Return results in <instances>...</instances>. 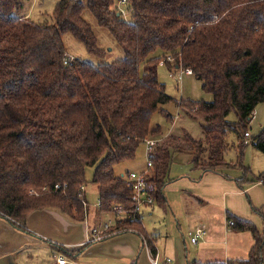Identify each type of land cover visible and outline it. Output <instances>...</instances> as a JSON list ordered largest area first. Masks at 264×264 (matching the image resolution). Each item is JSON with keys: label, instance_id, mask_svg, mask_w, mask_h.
<instances>
[{"label": "trees", "instance_id": "16d2710c", "mask_svg": "<svg viewBox=\"0 0 264 264\" xmlns=\"http://www.w3.org/2000/svg\"><path fill=\"white\" fill-rule=\"evenodd\" d=\"M125 2L129 18L115 9V0H58L50 21L36 23L25 15L26 0H0V216L30 234L28 216L44 208L84 222L85 172L92 167L96 212L125 211L109 232L135 233L154 255L132 198L129 171L115 170L136 156L147 137L155 140L152 152L146 151L151 165L145 163L137 173L151 184L146 192L153 201L141 207L166 208L164 189L179 153H190L193 170L228 177L229 169L239 167V186L264 184V171L253 174L242 163L246 123L264 103V0ZM84 11L109 32L123 57L97 64L76 57L65 62V34L100 60L107 54ZM162 58L169 74L190 69L212 99L169 95L158 79ZM171 102L201 121L200 139L162 137L159 125L151 127L155 112L174 119L163 107ZM231 112L235 121L227 119ZM229 133L237 138L234 162L225 158ZM249 143L264 154V126ZM227 219L233 231L251 233L247 258L188 264H264V231L232 214Z\"/></svg>", "mask_w": 264, "mask_h": 264}, {"label": "crops", "instance_id": "0c3cea01", "mask_svg": "<svg viewBox=\"0 0 264 264\" xmlns=\"http://www.w3.org/2000/svg\"><path fill=\"white\" fill-rule=\"evenodd\" d=\"M32 4L33 0H26L25 15L30 19ZM43 5L44 2L39 4L40 19L47 15ZM190 158L191 155L188 160ZM190 171H194L190 174L191 177L183 176L182 180H170L164 189V195L166 198L168 191H179L182 210L186 217L183 229L187 236L196 228H203L205 234L199 237L196 243H192L189 236L186 245L184 233L180 232L182 228L178 229L182 237L179 232L177 234L160 230L148 232L145 229L151 237L154 255L161 264L247 258L253 245V237L249 231L236 232L230 229L227 214L247 220L260 232L264 231V184L257 181L242 183V186H239L236 178L241 174L228 173V177H225L217 172H201L191 167ZM171 208L173 215L176 216V210ZM93 209V211L89 209L84 222L71 220L53 209L34 211L26 220V228L31 234L16 229L0 216V264L27 262L29 257L36 255L31 252L32 248L41 249L42 243H46L49 249H43L48 254L43 256L40 264H60L58 259L61 258L65 260L62 264H150L149 247L143 245L141 238L132 232L118 233L93 242L80 253L73 254L71 251L86 243L88 227L93 224L88 221L89 216L92 218V212L95 213L97 220L94 223L99 224L102 220L103 223H114L116 217L114 214L110 219H105L96 212L95 206ZM166 258L170 259L168 263L165 261Z\"/></svg>", "mask_w": 264, "mask_h": 264}, {"label": "rangeland", "instance_id": "374dc122", "mask_svg": "<svg viewBox=\"0 0 264 264\" xmlns=\"http://www.w3.org/2000/svg\"><path fill=\"white\" fill-rule=\"evenodd\" d=\"M31 1V0H29ZM58 0H33L32 4V10H31V19L36 21V23L41 22H48L50 21L49 16L52 14V11L55 7V4ZM41 2H44L43 8L47 12V15L44 17V19H40L39 14V4ZM115 6H117L115 9L122 13V15L125 18H129V8L127 3L120 2L119 0H115ZM52 16V15H51ZM84 19L89 23L91 26L98 42L99 48H102L107 51V54L105 57L100 60L96 58L93 55H90L86 52L84 46L82 43L76 41L71 35L65 34L62 36V40L64 43V46L66 48V55L65 58L67 60L72 59L73 57L80 58L83 61L91 62L93 64H97L100 61H106L111 62L115 59L123 57V50L115 43L109 32L101 27L98 26L95 18L88 12L84 11L83 13ZM40 19V20H39ZM163 58L159 61L158 66V79L165 85L166 92L171 95L175 99L179 98H190L193 100H211L212 96L211 94L205 92L201 87V81L198 80L195 76L189 74V75H181V81L176 82V80L169 75V71L167 66L165 64L161 63ZM169 61H172V58L169 56ZM171 115H173V120L168 121L166 117L160 113L155 112L151 117V127H154L156 125H159L162 130V137H167L171 135H180V137L186 136L188 139L192 138L195 140H198L202 137V130H201V121L199 119H196L192 117V114H189V112L185 113L182 109H178L174 103H169L163 106ZM227 119L229 121H235L236 120V114L234 112H231ZM247 125V131L248 135L245 136L247 139V145L245 146L243 150V157H242V163L243 165L250 168L252 173L254 174L264 171V154L256 150L250 142V136L256 135L259 130L264 126V103H260L256 106L252 118L250 121L246 123ZM244 137V136H243ZM146 140H153L152 138H146ZM144 144H141L138 149L136 156L131 160H125L121 163H118L115 166V170L117 172L122 171H140L145 168L146 163V148H145V142ZM229 142L230 149L228 150L227 154L225 155L226 160L228 161H236V150L234 146H236L237 138L233 133L228 134L227 138ZM155 141V140H154ZM234 145V146H232ZM190 154V153H188ZM187 153H179L176 154L174 157V160L171 163L170 171H169V177L171 178V181H175L177 179L182 180L181 177H191L190 171V164H189V155ZM94 168L89 167L86 169L85 176H86V184H85V197L86 202L88 206V211L91 209L94 210L93 207H96L97 204V191L96 186L91 183V178L93 175ZM228 173L231 175H238L241 174V170L239 167L232 168L228 170ZM180 197V198H179ZM166 208L163 209L157 205H154L152 207L150 206H142L140 207V213L142 216V222L144 224L145 229L148 232L156 231L159 232H167L171 234H177L179 232V228H182L180 232L182 231L184 234V239L186 245L189 242V236H187L186 232H184V226H185V220L186 217L184 216L183 210H182V203H181V195L179 191L172 190L168 191L166 195ZM173 207L176 210V216L172 213ZM119 209V208H117ZM115 213H106V214H100V217L102 218H109L113 217V214L117 218H123L124 212H118L115 210ZM91 214V213H90ZM98 215V217H99ZM92 218L89 216V223L93 225L101 226L103 221H100L99 224L94 223L97 222L95 213L92 212L91 215ZM112 219V218H111ZM109 222V221H108ZM178 222L180 225H178ZM113 225V224H112ZM179 232L180 237L181 234ZM181 232V233H182ZM48 244V243H47ZM50 244H48L49 246ZM42 248L37 250L32 248L31 252L36 253L33 257H29L27 259V262H23L21 264H40L43 256L45 257L48 253L47 251H44V248L46 247V243H42ZM47 249V250H48ZM67 255V254H65Z\"/></svg>", "mask_w": 264, "mask_h": 264}, {"label": "built area", "instance_id": "2783aa9c", "mask_svg": "<svg viewBox=\"0 0 264 264\" xmlns=\"http://www.w3.org/2000/svg\"><path fill=\"white\" fill-rule=\"evenodd\" d=\"M119 1L122 3L125 0H119ZM167 60H169V56L167 57ZM66 61L67 59L65 58V62ZM182 74L189 75L191 74V70L190 69H183V70L180 69L177 72V74L170 73L169 75L173 77L176 81H181L180 77ZM246 135H248V133H245V136ZM154 145H155L154 140H146L145 142L146 151L152 152ZM146 163H147V166L151 165L150 160H148ZM128 179H129V182L131 183V186L134 192V195L132 198L133 200L136 201V210H140V207L144 202L151 203L153 201L151 196H149L146 192V189L151 191L152 186L151 184H146L144 181V178L139 173L134 172V171L129 172ZM114 209L120 213L124 212V216H125V211L122 209V207H114ZM111 225H112L111 223L106 222V223H103L101 226H89L86 243H93V242L101 241L112 234H116L117 231L109 232ZM204 234H205V230L203 228H196L193 232H189L190 241L192 243H196L198 241V238ZM149 260H150V264H161L158 260V257L156 255H152V253H150L149 255ZM165 261L168 263L170 259L166 258ZM64 262L65 260L63 258L58 259V263L62 264Z\"/></svg>", "mask_w": 264, "mask_h": 264}]
</instances>
